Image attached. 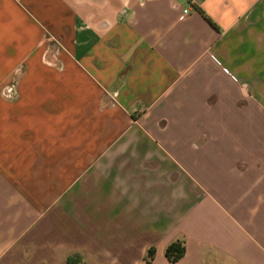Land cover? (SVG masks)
Listing matches in <instances>:
<instances>
[{
    "label": "crops",
    "instance_id": "0c3cea01",
    "mask_svg": "<svg viewBox=\"0 0 264 264\" xmlns=\"http://www.w3.org/2000/svg\"><path fill=\"white\" fill-rule=\"evenodd\" d=\"M72 255L264 264V0H0V264Z\"/></svg>",
    "mask_w": 264,
    "mask_h": 264
},
{
    "label": "trees",
    "instance_id": "16d2710c",
    "mask_svg": "<svg viewBox=\"0 0 264 264\" xmlns=\"http://www.w3.org/2000/svg\"><path fill=\"white\" fill-rule=\"evenodd\" d=\"M186 251L185 242L183 239H175L170 242L166 247V256L172 262L179 260ZM155 255V247L151 246L148 248L147 260L151 261ZM81 260V257L78 255H72L68 258V264L73 262H78Z\"/></svg>",
    "mask_w": 264,
    "mask_h": 264
},
{
    "label": "built area",
    "instance_id": "2783aa9c",
    "mask_svg": "<svg viewBox=\"0 0 264 264\" xmlns=\"http://www.w3.org/2000/svg\"><path fill=\"white\" fill-rule=\"evenodd\" d=\"M184 11L187 12L188 9H185ZM1 91H2L3 94H5L7 96H11V95H14L15 94V92H16V86H15L14 83H9V84L3 86L2 89H1Z\"/></svg>",
    "mask_w": 264,
    "mask_h": 264
}]
</instances>
